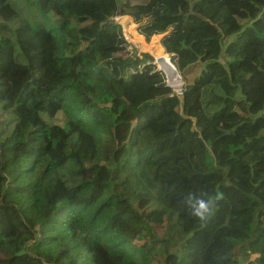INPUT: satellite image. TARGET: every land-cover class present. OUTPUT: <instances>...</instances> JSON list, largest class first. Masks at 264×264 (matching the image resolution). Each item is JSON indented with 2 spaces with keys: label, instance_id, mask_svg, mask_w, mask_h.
Here are the masks:
<instances>
[{
  "label": "trees",
  "instance_id": "1",
  "mask_svg": "<svg viewBox=\"0 0 264 264\" xmlns=\"http://www.w3.org/2000/svg\"><path fill=\"white\" fill-rule=\"evenodd\" d=\"M240 261L264 264V0H0V264Z\"/></svg>",
  "mask_w": 264,
  "mask_h": 264
},
{
  "label": "rangeland",
  "instance_id": "2",
  "mask_svg": "<svg viewBox=\"0 0 264 264\" xmlns=\"http://www.w3.org/2000/svg\"><path fill=\"white\" fill-rule=\"evenodd\" d=\"M120 17H123V16H120ZM120 17H119V16L114 17V21H118L119 23H122V31L125 33V36H126L127 42H128L129 44H131L130 46H128V47L126 48V50H128V49H130L131 47H134V44L131 43L132 41H131V39H130V38H133V39H134V37L131 36L132 34H131V30H130V24H128V21H127L128 19H127L126 17H123V19H118V18H120ZM131 28H132V30H134L133 26H132ZM128 37H129V38H128ZM155 38H157V37H155ZM134 40H135V39H134ZM142 40H143V37H142ZM150 42H152V41H150ZM150 42H147V44L150 43ZM133 43H134V42H133ZM147 44H145L144 47L149 48V47H147V46H148ZM134 49H135V54H136V53H137V48L134 47ZM147 53H150V52H147ZM122 55H123V56H126V54H122ZM137 56H138V55H137ZM153 63H154V59H153ZM155 65H156V68H157V64H155ZM157 70H158V69H157ZM159 71L162 72V74L164 75L165 79L168 80L169 83L174 84L173 81L170 82L169 79H167V75H165V73L163 72L162 69L159 70ZM162 232H163V230H162L161 228H158V229H157V234H162ZM253 258H254V255H251V256H250V259H253ZM239 264H245V262H244V261H240Z\"/></svg>",
  "mask_w": 264,
  "mask_h": 264
},
{
  "label": "bare ground",
  "instance_id": "3",
  "mask_svg": "<svg viewBox=\"0 0 264 264\" xmlns=\"http://www.w3.org/2000/svg\"><path fill=\"white\" fill-rule=\"evenodd\" d=\"M127 21H128V20H127ZM128 24H129V21H128ZM131 34H132V33H131ZM131 36H133L134 39L137 40V38L135 37L134 34H132ZM132 39H133V38H132ZM144 45H145V44H144ZM147 45H148L147 47L150 48L148 51H149L151 54H160V53H158L159 48L157 47V44H156L155 41H152V42L148 43ZM138 47H143V46L139 45V43H138ZM162 55L166 58V55H165L164 53H163ZM165 60H166V59H165ZM158 66H160V68L163 70V72L166 73V75H167V79H169L170 82H172V81L175 82V81H176V75H175V73H174L172 67L167 63V60L161 62V64L158 65Z\"/></svg>",
  "mask_w": 264,
  "mask_h": 264
},
{
  "label": "water",
  "instance_id": "4",
  "mask_svg": "<svg viewBox=\"0 0 264 264\" xmlns=\"http://www.w3.org/2000/svg\"><path fill=\"white\" fill-rule=\"evenodd\" d=\"M119 17H120V16H119ZM123 17H124V16H123ZM123 17H120V18H118V19H123ZM115 22L119 23L118 21H115ZM157 42H158V44H159V39H157ZM139 45L142 46L141 43H139ZM159 45H160V44H159ZM143 47H144V46H143ZM146 49L149 50L150 48H146V47H144V48H142V51H143V52H149V51L146 50ZM158 53H160V54H150L151 57L154 59V63L157 64V66H158V65L161 64V62L167 60V63L172 67V69H173L175 75L178 77V74H177V71H176L175 67H174L173 64L170 62L169 58H168L167 55L164 53V51H163V49H162L161 47H159ZM163 53L166 55V58L162 55ZM165 59H166V60H165ZM158 70H161L160 66H158Z\"/></svg>",
  "mask_w": 264,
  "mask_h": 264
},
{
  "label": "built area",
  "instance_id": "5",
  "mask_svg": "<svg viewBox=\"0 0 264 264\" xmlns=\"http://www.w3.org/2000/svg\"><path fill=\"white\" fill-rule=\"evenodd\" d=\"M157 69H158V66H157ZM165 81L171 87L172 91L176 95L180 96L182 94V84H183V82H182L179 74H178V77L176 76V81L174 82V84L169 83L168 80H166V79H165Z\"/></svg>",
  "mask_w": 264,
  "mask_h": 264
},
{
  "label": "clouds",
  "instance_id": "6",
  "mask_svg": "<svg viewBox=\"0 0 264 264\" xmlns=\"http://www.w3.org/2000/svg\"><path fill=\"white\" fill-rule=\"evenodd\" d=\"M124 17H127V16H124ZM132 23V25H133V28H134V30H136V25L133 23V22H131ZM120 25H121V27H122V23H119ZM123 32V31H122ZM137 32V31H136ZM123 35L125 36V33L123 32ZM141 36V35H140ZM125 38H126V36H125ZM158 39V38H157ZM127 40V39H126ZM144 40V39H143ZM150 54V53H149ZM140 55V54H139ZM200 207L202 208L203 207V204H201L200 205ZM199 214V213H198Z\"/></svg>",
  "mask_w": 264,
  "mask_h": 264
}]
</instances>
